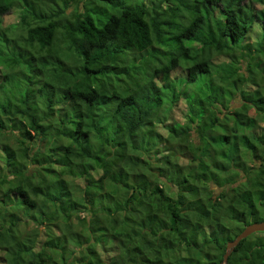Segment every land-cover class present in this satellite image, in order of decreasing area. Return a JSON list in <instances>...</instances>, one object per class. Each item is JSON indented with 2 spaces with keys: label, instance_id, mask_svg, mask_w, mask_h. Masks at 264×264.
<instances>
[{
  "label": "trees",
  "instance_id": "1",
  "mask_svg": "<svg viewBox=\"0 0 264 264\" xmlns=\"http://www.w3.org/2000/svg\"><path fill=\"white\" fill-rule=\"evenodd\" d=\"M261 221L264 0H0V264H218Z\"/></svg>",
  "mask_w": 264,
  "mask_h": 264
},
{
  "label": "water",
  "instance_id": "2",
  "mask_svg": "<svg viewBox=\"0 0 264 264\" xmlns=\"http://www.w3.org/2000/svg\"><path fill=\"white\" fill-rule=\"evenodd\" d=\"M262 231L264 232V221L250 223L244 226V228L240 231V233H238L234 237L233 240L226 242L224 253L222 255L221 261L218 264H225L228 254L233 249V247H235L238 244L240 240L244 239L245 237L255 232H262Z\"/></svg>",
  "mask_w": 264,
  "mask_h": 264
},
{
  "label": "rangeland",
  "instance_id": "3",
  "mask_svg": "<svg viewBox=\"0 0 264 264\" xmlns=\"http://www.w3.org/2000/svg\"><path fill=\"white\" fill-rule=\"evenodd\" d=\"M260 6H261L260 4L255 3V6L254 7H256L258 9V8H260ZM7 21H12V17L8 16L7 18H4L3 19V22L4 23H6ZM258 25L260 26L261 24L258 23ZM174 74H177V75L182 74V70L177 69ZM173 115H174L173 117H175L177 120H179V122H182V117L180 116V114H179L178 111L177 112H174ZM158 131H159V129H158ZM160 131H161V129H160ZM186 156H188V155H186ZM185 162H186V160L181 156L178 159L177 164H184Z\"/></svg>",
  "mask_w": 264,
  "mask_h": 264
}]
</instances>
